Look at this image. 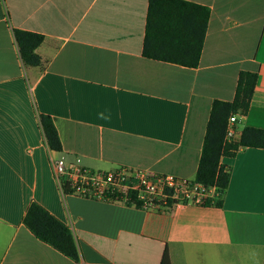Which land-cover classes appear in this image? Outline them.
<instances>
[{"label":"crops","instance_id":"1","mask_svg":"<svg viewBox=\"0 0 264 264\" xmlns=\"http://www.w3.org/2000/svg\"><path fill=\"white\" fill-rule=\"evenodd\" d=\"M182 1L211 11L197 68L143 56L150 0H0V264H162L166 249L171 264H264V149L221 159L222 209L148 213L66 195L53 174L51 155L195 180L212 105L234 101L242 71L258 80L236 142L264 130V0ZM16 30L44 36L43 69L24 65ZM32 203L72 230L79 263L25 226Z\"/></svg>","mask_w":264,"mask_h":264},{"label":"trees","instance_id":"2","mask_svg":"<svg viewBox=\"0 0 264 264\" xmlns=\"http://www.w3.org/2000/svg\"><path fill=\"white\" fill-rule=\"evenodd\" d=\"M147 12L143 56L187 68H197L211 16L210 9L182 0H150ZM13 34L24 65L43 69L44 65L37 49L43 44L44 36L21 30H16ZM257 80L256 73L242 71L234 101H215L212 105L195 181L207 188H216L218 196L210 197L203 206L223 208L221 196L227 191L230 183V172L221 164L223 157H234L241 148L264 149V130L261 129L244 128L239 142L224 143L229 118L233 115H248ZM40 124L51 150L61 151V142L53 120L41 115ZM71 189L65 182L64 193L71 195ZM24 224L39 241L76 263L81 261V253L72 230L39 204L30 205ZM162 264H171L167 249L163 254Z\"/></svg>","mask_w":264,"mask_h":264},{"label":"built area","instance_id":"3","mask_svg":"<svg viewBox=\"0 0 264 264\" xmlns=\"http://www.w3.org/2000/svg\"><path fill=\"white\" fill-rule=\"evenodd\" d=\"M229 118L227 140L239 136L238 117ZM77 157L68 163L64 157L51 155L54 177L63 190L68 183L71 195L115 205L136 208L145 212L167 213L179 205H204L212 188L173 174H159L144 168L121 167L115 170H95L84 167ZM64 191V190H63Z\"/></svg>","mask_w":264,"mask_h":264},{"label":"rangeland","instance_id":"4","mask_svg":"<svg viewBox=\"0 0 264 264\" xmlns=\"http://www.w3.org/2000/svg\"><path fill=\"white\" fill-rule=\"evenodd\" d=\"M43 45V44H42ZM233 142H235V141H229V140H227V136H226V134H225V141H224V143H233Z\"/></svg>","mask_w":264,"mask_h":264}]
</instances>
